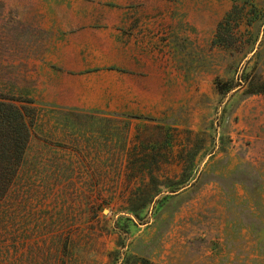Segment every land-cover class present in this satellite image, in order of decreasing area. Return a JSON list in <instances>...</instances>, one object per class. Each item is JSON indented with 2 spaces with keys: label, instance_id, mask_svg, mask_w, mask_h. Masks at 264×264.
Returning a JSON list of instances; mask_svg holds the SVG:
<instances>
[{
  "label": "rangeland",
  "instance_id": "obj_1",
  "mask_svg": "<svg viewBox=\"0 0 264 264\" xmlns=\"http://www.w3.org/2000/svg\"><path fill=\"white\" fill-rule=\"evenodd\" d=\"M234 4L0 0V88L35 82L26 184L44 198V264H264V93L215 85L264 70L250 5L251 49L214 43ZM58 62L81 67L74 87L58 89Z\"/></svg>",
  "mask_w": 264,
  "mask_h": 264
},
{
  "label": "trees",
  "instance_id": "obj_2",
  "mask_svg": "<svg viewBox=\"0 0 264 264\" xmlns=\"http://www.w3.org/2000/svg\"><path fill=\"white\" fill-rule=\"evenodd\" d=\"M234 1L233 8L219 23L214 43L233 48L238 53L247 52L254 44V32L247 28V38H238L237 28L241 25L248 5L252 7L249 13L253 18L247 22L251 28L264 19V7L253 0ZM47 35L53 38L54 33L47 31ZM9 80L12 88H0V264H44V198L37 199L36 204L32 203L26 184L32 161L28 154L32 127L38 117V108L33 106L36 100L29 92L35 82L20 71ZM215 85L219 92H229L239 86L245 88V93H264L263 67H255L254 81L248 80V74L243 72L229 80L217 78ZM115 115L150 121L159 119L125 112ZM53 235L52 239H58L59 251L63 249L67 252L65 256L68 260H73L75 254L71 251L74 243L72 234Z\"/></svg>",
  "mask_w": 264,
  "mask_h": 264
},
{
  "label": "crops",
  "instance_id": "obj_3",
  "mask_svg": "<svg viewBox=\"0 0 264 264\" xmlns=\"http://www.w3.org/2000/svg\"><path fill=\"white\" fill-rule=\"evenodd\" d=\"M58 66L60 68H57L55 70V72H54V74L56 73V76L55 77L56 78L57 77L59 78V82L56 83V85L58 86V89H61V88H64V87H74L72 84H68V83L65 82V79H66L65 77L67 75H70L71 77H73V79L74 78L75 79H78V77H80V76L74 74V72L80 71L81 70V67H76L73 64L64 63V62H61V63L58 62ZM61 67L63 69H61ZM76 91H77V89H76ZM76 91L74 90L73 95L77 93ZM51 98H68V97L64 96L61 93H58V94L54 95L53 97L51 96Z\"/></svg>",
  "mask_w": 264,
  "mask_h": 264
},
{
  "label": "water",
  "instance_id": "obj_4",
  "mask_svg": "<svg viewBox=\"0 0 264 264\" xmlns=\"http://www.w3.org/2000/svg\"><path fill=\"white\" fill-rule=\"evenodd\" d=\"M105 211H107V209Z\"/></svg>",
  "mask_w": 264,
  "mask_h": 264
}]
</instances>
